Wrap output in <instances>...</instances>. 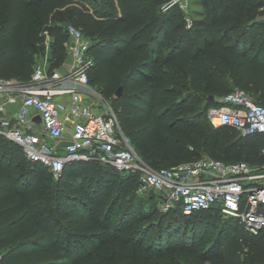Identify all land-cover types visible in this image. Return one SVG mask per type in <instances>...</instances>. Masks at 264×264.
I'll list each match as a JSON object with an SVG mask.
<instances>
[{
  "label": "trees",
  "instance_id": "trees-1",
  "mask_svg": "<svg viewBox=\"0 0 264 264\" xmlns=\"http://www.w3.org/2000/svg\"><path fill=\"white\" fill-rule=\"evenodd\" d=\"M192 1L200 9L184 10L177 0H93L91 8L85 0H0V78H30L43 32L48 69L58 67L71 23L89 38V83L110 98L121 131L152 167L202 154L264 164L262 134L242 135L206 118L234 88L264 105V17H257L264 0ZM164 66L184 80L175 91L154 82L167 77ZM138 185L135 175L98 161L71 162L54 177L0 136V263L132 264L138 250L161 264H264V229L248 233L228 216L199 247L198 216L222 217L218 210L160 211L152 190L155 207L145 213L152 225L123 231L132 218L123 198Z\"/></svg>",
  "mask_w": 264,
  "mask_h": 264
},
{
  "label": "built area",
  "instance_id": "built-area-1",
  "mask_svg": "<svg viewBox=\"0 0 264 264\" xmlns=\"http://www.w3.org/2000/svg\"><path fill=\"white\" fill-rule=\"evenodd\" d=\"M65 31V75L57 67L48 69L49 37L43 32L44 54L30 78H0V136L17 144L27 160L43 165L54 177L71 162L98 161L135 175L137 189L152 190L160 211L176 205L184 214L216 208L222 216L235 218L248 233L263 230L264 164L202 154L168 167H152L121 131L114 110H98L106 100L89 83L88 69L93 64L89 38L71 23ZM223 100L224 106L213 112L212 107L207 109L208 122L214 127L229 125L242 135L262 134L264 153V105L239 88ZM6 105H12L10 116L2 114ZM61 141L67 144L59 145Z\"/></svg>",
  "mask_w": 264,
  "mask_h": 264
},
{
  "label": "rangeland",
  "instance_id": "rangeland-1",
  "mask_svg": "<svg viewBox=\"0 0 264 264\" xmlns=\"http://www.w3.org/2000/svg\"><path fill=\"white\" fill-rule=\"evenodd\" d=\"M177 1H179L185 9H191V10L192 9H195V10L200 9V5L195 3L192 0H177ZM92 3H93V0H90V2H89V0H85V5L88 8H91ZM257 17L262 18V17H264V14H258ZM235 34H236V32H233L230 34L229 37H233ZM43 54H44V48L39 49L36 52L35 60L39 61L43 57ZM163 70L169 75V80L166 81V79L168 77V75H167V77L155 79L154 80L155 83H158L159 85H161V87H163L167 91H171V92L175 91L177 88H180V86H182V83L184 82V80L181 78L180 74L174 73L171 70V68L165 67V66L163 67ZM171 81H176V82L173 83ZM93 88L95 89V91L97 93H100L99 84H95L93 86ZM176 97H177V95L174 96V98H176ZM218 99H219V103H216L215 105H213L211 107L218 108V107L224 106L226 104L223 101V97H220ZM200 106H201V104H200ZM108 109L114 110L113 106L111 105L110 98H107V101H103V104H100V103L98 104V110L99 111H105ZM128 140H130V139L128 138ZM61 150L62 149H60V151ZM161 165L168 167V166H171V163H161ZM153 200H154V196H153V194H151V191L148 189L143 190V191H139L138 189H136V190L130 189L129 190L127 196L125 198H123V202L122 201L121 202L123 204H126L131 209V211L129 210V212H130V215L132 216V218L129 220L128 226L125 227L123 231H134L135 229H138V228L141 229L145 226L149 227L150 225H152V222H153L152 218H148L147 214H145V213H148V211L152 207H155V202H153ZM156 207H157V204H156ZM198 217L200 219L201 225L198 228L193 229V230L197 231L200 229L199 231H197L195 233L196 237H200L201 234L204 235L203 236L204 239L199 241V247H204V245H206V243L208 241H210L211 238L215 235L217 229L220 227V225L223 222V219H225L226 216L217 217V218H214V217L210 218L208 212H203ZM193 219H198V218L195 217ZM189 222L191 223V219L189 220ZM148 224H149V226H147ZM176 224H178V222H176ZM182 224H185V225H181V228L186 227L187 231H189V229H188L189 224H187V222H185V223L182 222ZM155 228L156 227L154 226L153 229H151L150 231H147L146 234L143 236L145 242L151 240L155 236V234H156ZM162 233H163V230H162ZM199 239H201V238H199ZM131 263L132 264H161V260L154 253L146 254L142 251L137 250L136 254L132 255V257H131Z\"/></svg>",
  "mask_w": 264,
  "mask_h": 264
},
{
  "label": "water",
  "instance_id": "water-1",
  "mask_svg": "<svg viewBox=\"0 0 264 264\" xmlns=\"http://www.w3.org/2000/svg\"><path fill=\"white\" fill-rule=\"evenodd\" d=\"M57 70L59 73L62 75H65L68 72V64L66 62H62L60 65H58ZM121 92V86H118L117 89L115 90L114 94L116 96H119ZM209 98L212 99V95H209ZM36 120H39V118L36 116ZM62 144H67V141H61L59 145Z\"/></svg>",
  "mask_w": 264,
  "mask_h": 264
},
{
  "label": "crops",
  "instance_id": "crops-1",
  "mask_svg": "<svg viewBox=\"0 0 264 264\" xmlns=\"http://www.w3.org/2000/svg\"><path fill=\"white\" fill-rule=\"evenodd\" d=\"M11 109H12V105H6V111L2 114L5 116H10L11 115Z\"/></svg>",
  "mask_w": 264,
  "mask_h": 264
},
{
  "label": "bare ground",
  "instance_id": "bare-ground-1",
  "mask_svg": "<svg viewBox=\"0 0 264 264\" xmlns=\"http://www.w3.org/2000/svg\"><path fill=\"white\" fill-rule=\"evenodd\" d=\"M214 109H215V108H214V107H212V112H213V111H215ZM226 109H228V108H226Z\"/></svg>",
  "mask_w": 264,
  "mask_h": 264
}]
</instances>
